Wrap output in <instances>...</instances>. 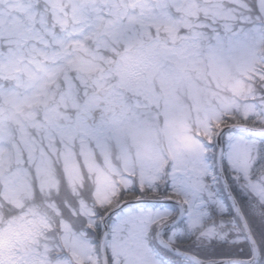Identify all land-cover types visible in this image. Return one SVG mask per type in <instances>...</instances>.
Returning <instances> with one entry per match:
<instances>
[{
	"label": "snow or ice",
	"instance_id": "1",
	"mask_svg": "<svg viewBox=\"0 0 264 264\" xmlns=\"http://www.w3.org/2000/svg\"><path fill=\"white\" fill-rule=\"evenodd\" d=\"M0 264H264V0H0Z\"/></svg>",
	"mask_w": 264,
	"mask_h": 264
}]
</instances>
